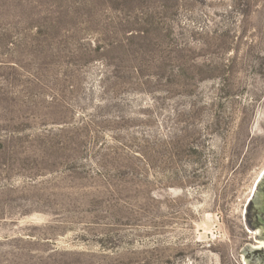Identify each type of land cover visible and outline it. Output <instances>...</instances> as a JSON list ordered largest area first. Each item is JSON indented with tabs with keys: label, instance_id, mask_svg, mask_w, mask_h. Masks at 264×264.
I'll list each match as a JSON object with an SVG mask.
<instances>
[{
	"label": "rangeland",
	"instance_id": "1",
	"mask_svg": "<svg viewBox=\"0 0 264 264\" xmlns=\"http://www.w3.org/2000/svg\"><path fill=\"white\" fill-rule=\"evenodd\" d=\"M264 0H0V264H250Z\"/></svg>",
	"mask_w": 264,
	"mask_h": 264
},
{
	"label": "flooded vegetation",
	"instance_id": "2",
	"mask_svg": "<svg viewBox=\"0 0 264 264\" xmlns=\"http://www.w3.org/2000/svg\"><path fill=\"white\" fill-rule=\"evenodd\" d=\"M248 222L250 227L256 232L261 239L256 240V243L260 245V242H264V183L262 184L259 195L251 204L249 210ZM255 246L254 248V261L257 264H264V248Z\"/></svg>",
	"mask_w": 264,
	"mask_h": 264
},
{
	"label": "water",
	"instance_id": "3",
	"mask_svg": "<svg viewBox=\"0 0 264 264\" xmlns=\"http://www.w3.org/2000/svg\"><path fill=\"white\" fill-rule=\"evenodd\" d=\"M264 183V179L261 181V183L259 184L258 188H257V192H256V196L255 198L252 200V202L250 203V205L248 206V209H247V214H246V223L247 225L249 226L250 230H253L250 225H249V222H248V215H249V210L251 208V204L254 202V200H256V198L258 197L259 195V191H260V188L262 186V184ZM246 257H247V260H248V263L250 264H257V262L254 261V249H251L249 247L246 248Z\"/></svg>",
	"mask_w": 264,
	"mask_h": 264
},
{
	"label": "bare ground",
	"instance_id": "4",
	"mask_svg": "<svg viewBox=\"0 0 264 264\" xmlns=\"http://www.w3.org/2000/svg\"><path fill=\"white\" fill-rule=\"evenodd\" d=\"M258 247L264 248V242L261 241V242H260V245H258Z\"/></svg>",
	"mask_w": 264,
	"mask_h": 264
}]
</instances>
